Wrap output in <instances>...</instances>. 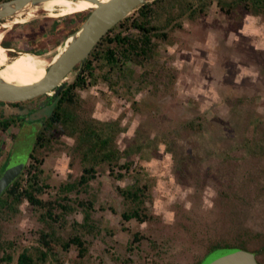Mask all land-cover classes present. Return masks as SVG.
Returning <instances> with one entry per match:
<instances>
[{
    "label": "rangeland",
    "instance_id": "rangeland-1",
    "mask_svg": "<svg viewBox=\"0 0 264 264\" xmlns=\"http://www.w3.org/2000/svg\"><path fill=\"white\" fill-rule=\"evenodd\" d=\"M161 6L167 39H153L152 62H128L126 73L109 72V81L99 75L96 85L77 89L83 103L79 130L58 123L45 132L46 144L37 146L53 99L39 104L37 121L31 115L28 122L0 103L1 119H14L13 127L0 132V174L4 159V171L13 163L38 165L41 182L49 186L43 200L67 196L65 202L75 206L77 200L94 204V230L81 238L86 256L80 258L76 247L57 246L36 264H200L238 246L264 264V14L245 6L224 12L228 7L217 0L195 16L178 0ZM84 13L87 19L90 12ZM34 15L4 30L7 48L16 51L10 58L17 52L52 58L78 30L72 16ZM81 72L73 71L69 85ZM105 139L114 157L95 161L91 145ZM92 168L95 176L81 193L58 194ZM133 186H146L142 206L124 202L122 191ZM136 210L143 220H123V212ZM40 213L26 202L11 221L0 218V264H16L23 249L39 245V231L46 229ZM75 220H83L81 207L66 225L57 223L65 239ZM7 241H15L14 250H4ZM8 253L11 263L2 260Z\"/></svg>",
    "mask_w": 264,
    "mask_h": 264
},
{
    "label": "trees",
    "instance_id": "trees-1",
    "mask_svg": "<svg viewBox=\"0 0 264 264\" xmlns=\"http://www.w3.org/2000/svg\"><path fill=\"white\" fill-rule=\"evenodd\" d=\"M8 0H0L5 2ZM182 4L185 11H191L193 16L197 14H203L214 0H178ZM165 0H156L152 3L137 8L132 17H127L115 26L109 34L102 39V41L94 48L89 59L82 66V72L78 73L75 78V82L71 85H67L58 97H52L54 102V108L51 116L44 123L41 129L36 144L37 146H43L45 142V132L52 130L58 123H63L64 126L70 124L74 129H77L80 118L77 117V112L82 109V101L79 95H77V89L82 90L96 85L99 75L105 81H109V72L119 71V73H126L124 67L128 62L140 60V64L144 62H152L156 55L157 44L153 42L154 38L167 39V34L164 32L168 24L161 26L162 13L166 10L160 11L161 5ZM219 6L225 12L236 7H244L245 10L250 11L253 9L255 14H264V0H217ZM228 4V6L226 5ZM160 8V9H159ZM259 10V12H258ZM86 13H77L72 15L74 21L78 22L80 26L86 21ZM73 30V31H76ZM115 29H118L117 34L112 36ZM137 30L139 33L135 36L129 35L131 30ZM6 36L1 39L0 46L7 48L5 44ZM77 69L79 68L76 67ZM107 70V73L104 71ZM163 70H166L165 68ZM87 73V77L84 75ZM130 73V72H129ZM146 73L145 78L148 77ZM163 75V72L156 73L154 76L159 80ZM56 103V104H55ZM19 105L20 103H13V105ZM85 121V119H84ZM14 123V119H3L2 128L6 131ZM1 128V127H0ZM79 130V128H78ZM82 135L85 134V130L82 131ZM110 140H104L101 143L91 145L90 154L93 155L95 161L101 157V161L111 160L114 157V153L108 151ZM264 146V143H261ZM36 147V146H35ZM101 154L98 155L95 151ZM33 154L31 155L32 158ZM34 158V157H33ZM95 170L84 169L83 174L75 183H70L62 186L59 190V195L62 193H72L77 191L82 192V187L87 188L90 186L89 182L94 178ZM43 173L42 169H39L38 165L31 164L30 167L26 166L19 176V178L3 193L0 198V218L3 221H11L22 209L24 203H28L36 210H40V220L46 225V229L39 231V239L36 247L25 248L19 254L16 264H36V261H41L49 257L50 253H56V247L60 246L64 250L69 251L72 247H76L78 250V256L84 258L88 253L87 243L81 240L82 235L85 232L92 233L94 225L92 224L91 210L94 204L92 202L81 203L77 200L76 206L72 201L65 202L64 199H58L54 201H45L41 198L49 188L48 185L42 183V179L39 175ZM28 174L29 178H26ZM26 183V186H24ZM42 183V184H41ZM145 189L146 186H133L128 190L122 191V196L126 204H132L136 206H142L145 204ZM88 205V206H87ZM83 210V220L81 222L75 220L72 225V235L69 239H65L59 234L57 230V223L62 221L63 225L68 222V216L78 212L79 208ZM3 212V214H2ZM124 221L128 222L132 219L143 220L139 212L136 210L125 211L122 213ZM147 218V216L145 217ZM15 241H7L3 243V248L15 249ZM225 248H230L226 246ZM242 249L241 247H234ZM58 249V248H57ZM3 261L11 263L13 261L12 254H5ZM74 264H79L74 261ZM201 264V263H200Z\"/></svg>",
    "mask_w": 264,
    "mask_h": 264
},
{
    "label": "water",
    "instance_id": "water-1",
    "mask_svg": "<svg viewBox=\"0 0 264 264\" xmlns=\"http://www.w3.org/2000/svg\"><path fill=\"white\" fill-rule=\"evenodd\" d=\"M49 1L53 0H8L1 2L0 23L19 15L24 16L30 12L29 10L46 11L43 10V6ZM86 1L95 3L98 7L90 12L83 25L71 35L73 37L72 42L58 61L48 68L45 79L34 85L24 87L7 84L0 80V102L20 103L45 95L58 97L69 85L67 80L75 68L77 66L82 68L94 48L115 26L140 6L156 0H110L107 3H101L97 0ZM76 75L73 76V80H75ZM24 168L13 163L4 171L0 178V198L18 179ZM215 258L217 259L204 261L201 264H259L254 254L241 249L227 250L222 257ZM226 259L228 262L225 261Z\"/></svg>",
    "mask_w": 264,
    "mask_h": 264
},
{
    "label": "bare ground",
    "instance_id": "bare-ground-1",
    "mask_svg": "<svg viewBox=\"0 0 264 264\" xmlns=\"http://www.w3.org/2000/svg\"><path fill=\"white\" fill-rule=\"evenodd\" d=\"M107 3L110 0H97ZM43 10L47 11L51 19L69 17L77 13L91 12L98 7L97 4L86 0H53L46 3ZM24 10V9H23ZM22 10V11H23ZM27 17L16 16L12 22L1 23L0 39L6 36V29H12L13 25L25 24L27 19L35 17V10H29ZM21 12V11H20ZM19 12V13H20ZM40 17V16H39ZM22 26V25H21ZM73 37H69L58 52L49 58L47 55L37 56L33 53H18L14 58H10L9 53H15V49L0 46V80L7 84H15L21 87L31 86L45 79L47 70L64 54L67 47L72 42ZM35 53V52H34Z\"/></svg>",
    "mask_w": 264,
    "mask_h": 264
},
{
    "label": "flooded vegetation",
    "instance_id": "flooded-vegetation-1",
    "mask_svg": "<svg viewBox=\"0 0 264 264\" xmlns=\"http://www.w3.org/2000/svg\"><path fill=\"white\" fill-rule=\"evenodd\" d=\"M0 41H1V39H0ZM12 49V48H11ZM52 97L53 96H49V95H45V96H41V97H38V98H35V99H32V100H29V101H25V102H20V104L19 105H13V103H7V102H0L1 104H6V105H8L9 107H12V108H15V109H17V110H19V112H18V114L19 115H17V116H15V118L16 119H18V118H20L21 117V119H24L25 120V122H28L30 119H32L31 118V115H32V117L35 119V117H37V114H38V112H39V104H43V105H45V103H48V100L50 99V100H52ZM53 101V103L55 102V100H52ZM43 114H45V113H43ZM49 113H48V115H47V119L49 118ZM44 117V116H43ZM12 118H14V117H12ZM40 118H42V117H40ZM6 119H9V118H6ZM47 119H46V121H47ZM19 120V119H18ZM39 120V119H38ZM35 121H37V119H35ZM2 122H3V119H1V117H0V132H3V131H5L3 128H2ZM23 125L21 124V127L18 129V131H17V133L16 134H19L20 132H21V129L23 128L22 127ZM11 127H13V126H11ZM8 131V129L5 131V132H7ZM15 139V138H14ZM13 139V143H12V145H14L15 144V140ZM1 142H0V152H1V148L2 149H4V145H5V143H3V139H1L0 140ZM3 156H1V158H2ZM5 158V157H4ZM31 158V157H30ZM3 173H4V168H5V166H7V164L9 163V160H6V159H4L3 160ZM0 168H1V166H0ZM2 175L3 174H0V178L2 177ZM19 178V177H18Z\"/></svg>",
    "mask_w": 264,
    "mask_h": 264
},
{
    "label": "clouds",
    "instance_id": "clouds-1",
    "mask_svg": "<svg viewBox=\"0 0 264 264\" xmlns=\"http://www.w3.org/2000/svg\"><path fill=\"white\" fill-rule=\"evenodd\" d=\"M78 67V66H77ZM76 69V68H75ZM79 69H80V66H79ZM56 104V103H55Z\"/></svg>",
    "mask_w": 264,
    "mask_h": 264
}]
</instances>
